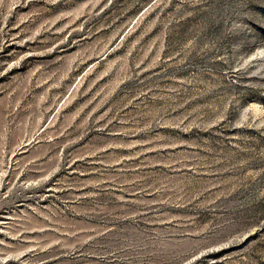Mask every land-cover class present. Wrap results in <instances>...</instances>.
<instances>
[{"label": "rangeland", "instance_id": "1", "mask_svg": "<svg viewBox=\"0 0 264 264\" xmlns=\"http://www.w3.org/2000/svg\"><path fill=\"white\" fill-rule=\"evenodd\" d=\"M0 264H264V0H0Z\"/></svg>", "mask_w": 264, "mask_h": 264}]
</instances>
